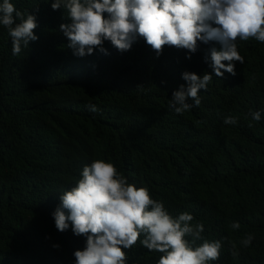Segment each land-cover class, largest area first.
I'll return each instance as SVG.
<instances>
[{
    "label": "trees",
    "instance_id": "1",
    "mask_svg": "<svg viewBox=\"0 0 264 264\" xmlns=\"http://www.w3.org/2000/svg\"><path fill=\"white\" fill-rule=\"evenodd\" d=\"M51 2L12 0L38 22L39 39L18 55L0 27V264H75L84 237L58 231L52 213L59 192L98 158L142 182L173 216L192 214L204 238L221 240L211 264H264V43L240 41L244 63L223 77L206 60L214 43L198 42L195 53L165 45L157 57L142 37L125 52L105 41L107 54L81 58L59 29L66 11ZM185 71L213 79L198 107L177 114L169 99ZM227 115L237 124L225 125ZM248 234L255 239L243 247ZM159 256L138 239L127 262Z\"/></svg>",
    "mask_w": 264,
    "mask_h": 264
},
{
    "label": "clouds",
    "instance_id": "2",
    "mask_svg": "<svg viewBox=\"0 0 264 264\" xmlns=\"http://www.w3.org/2000/svg\"><path fill=\"white\" fill-rule=\"evenodd\" d=\"M51 8L66 11L63 18L69 22L59 29L73 55L81 58L97 50L107 54L105 41L125 52L142 37L157 57L165 45L195 53L198 42L214 43L218 47L210 48L206 60L212 73L223 77L236 74L235 62L244 63L240 41L264 43V0H52ZM0 27L11 38L13 55L39 39L36 16L17 10L12 0H0ZM181 75L186 84L169 99V108L177 114L198 107L201 90L213 79L208 72ZM90 110L95 111V105ZM250 115L257 122L262 118L261 111ZM223 123L235 125L237 119L227 115ZM59 193L60 203L52 213L55 227L85 240L83 249L73 253L75 264H128L127 251L138 239L144 248L160 253L156 264H211L220 256L222 241L204 238V225L193 223L192 214L173 216L147 186L130 182L110 160L93 159L73 186ZM240 227L238 221L231 224L232 229ZM254 239L248 234L239 243L248 247ZM229 243L235 258L239 249Z\"/></svg>",
    "mask_w": 264,
    "mask_h": 264
}]
</instances>
